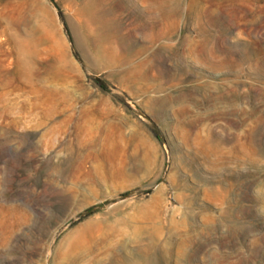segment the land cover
Returning <instances> with one entry per match:
<instances>
[{
    "label": "rangeland",
    "instance_id": "374dc122",
    "mask_svg": "<svg viewBox=\"0 0 264 264\" xmlns=\"http://www.w3.org/2000/svg\"><path fill=\"white\" fill-rule=\"evenodd\" d=\"M0 264H264V0H0Z\"/></svg>",
    "mask_w": 264,
    "mask_h": 264
},
{
    "label": "water",
    "instance_id": "95a60500",
    "mask_svg": "<svg viewBox=\"0 0 264 264\" xmlns=\"http://www.w3.org/2000/svg\"><path fill=\"white\" fill-rule=\"evenodd\" d=\"M100 207H101V205H96V206L92 207L91 209L87 210L86 212H84V214H83L82 216L88 215V214H90L91 212H93V211L99 209Z\"/></svg>",
    "mask_w": 264,
    "mask_h": 264
},
{
    "label": "trees",
    "instance_id": "16d2710c",
    "mask_svg": "<svg viewBox=\"0 0 264 264\" xmlns=\"http://www.w3.org/2000/svg\"><path fill=\"white\" fill-rule=\"evenodd\" d=\"M155 134L158 135L157 131L155 130Z\"/></svg>",
    "mask_w": 264,
    "mask_h": 264
},
{
    "label": "bare ground",
    "instance_id": "6f19581e",
    "mask_svg": "<svg viewBox=\"0 0 264 264\" xmlns=\"http://www.w3.org/2000/svg\"><path fill=\"white\" fill-rule=\"evenodd\" d=\"M88 117V116H87ZM96 117V116H95ZM94 118V117H93ZM71 119V118H70ZM72 120V119H71ZM96 121V120H95ZM86 122V121H85Z\"/></svg>",
    "mask_w": 264,
    "mask_h": 264
}]
</instances>
